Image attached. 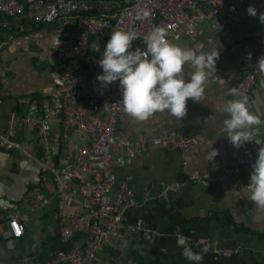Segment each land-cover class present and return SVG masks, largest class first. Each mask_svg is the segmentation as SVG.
Instances as JSON below:
<instances>
[{
  "label": "crops",
  "instance_id": "obj_1",
  "mask_svg": "<svg viewBox=\"0 0 264 264\" xmlns=\"http://www.w3.org/2000/svg\"><path fill=\"white\" fill-rule=\"evenodd\" d=\"M249 17L230 27L232 40L258 51L264 24ZM11 26L0 30V213L18 211L25 217L23 237H12L4 224L0 230V264H45L60 250L85 245L84 230L68 240L61 235L62 217L83 205L61 207L56 174L46 166L59 167L60 159L48 153L37 126L9 129L12 114L25 117L31 102L51 96L56 59L55 28L10 19ZM97 40V39H96ZM99 41V40H97ZM169 42L196 50L216 47L220 56L217 71L204 83L201 101L187 102L186 115L176 119L156 112L140 121L123 112L121 139H145L144 154L128 158L123 167H114V198L124 182L132 192V205L125 221L93 264H264V208L247 199L246 175L231 182H196L195 173L217 170L218 161L238 150H258L255 141L234 147L227 139L221 111L226 102L239 98L232 92L242 79L241 53L228 45L209 25L204 37L187 36ZM192 69L185 66V79ZM260 123L250 129V140L264 142V88L254 87L248 102ZM195 137L201 145L187 151L158 146L153 139L166 134ZM12 145V148L9 147ZM80 145L75 130L67 138L63 160ZM218 150L208 162L209 150ZM87 178L81 179L85 186ZM48 200L47 204H43ZM78 201L81 199L78 198ZM142 221L139 230H133ZM185 247L199 253L201 261H190ZM224 249L233 250L226 255Z\"/></svg>",
  "mask_w": 264,
  "mask_h": 264
},
{
  "label": "built area",
  "instance_id": "obj_2",
  "mask_svg": "<svg viewBox=\"0 0 264 264\" xmlns=\"http://www.w3.org/2000/svg\"><path fill=\"white\" fill-rule=\"evenodd\" d=\"M249 6L255 7L258 14L264 13V0H0V30L10 27L13 18L55 28L57 69L51 96L39 103L31 102L25 117L12 114L8 121L10 130L31 125L39 128L50 156L62 161L59 167L46 166L56 174L59 204L63 208L84 207L82 212L73 210L62 217L61 235L68 240L84 230L85 245L60 250L45 264H93L124 223L132 205L128 182L111 198L116 182L113 169L125 166L128 158L142 156L147 141L121 139L124 110L119 82L104 88L97 80L102 73L98 61L113 29L135 31L133 48H143L144 38L156 27L164 29L168 41H179L183 35L198 41L209 25L214 27L228 45L241 53L242 79L237 92L246 95L249 102L255 86L264 88V72L256 64L264 56V36L258 51H253L234 43L230 33L233 24L251 17ZM75 130L80 145L63 160L67 138ZM152 143L182 151L201 145L195 137L173 133L159 136ZM258 150L234 151L218 161L215 172L195 173L191 178L196 182H231L245 174L247 186ZM85 177L90 178L84 186L81 179ZM25 223L18 211L0 213V230L6 224L15 239L23 237ZM141 227L142 221H138L132 229ZM222 252L231 255L234 251Z\"/></svg>",
  "mask_w": 264,
  "mask_h": 264
},
{
  "label": "clouds",
  "instance_id": "obj_3",
  "mask_svg": "<svg viewBox=\"0 0 264 264\" xmlns=\"http://www.w3.org/2000/svg\"><path fill=\"white\" fill-rule=\"evenodd\" d=\"M247 13L253 17L258 15L252 6L247 8ZM258 18L264 24V13H259ZM136 39L137 34L133 30L113 29L98 61L102 73L97 80L104 88L118 81L122 95L120 104L125 114L137 120H146L156 112H167L177 120L184 117L188 100L201 101L205 81L217 71L219 50L213 46L210 50H196L173 44L160 27L154 28L144 38L143 48H133ZM256 64L264 72V56ZM185 66L192 69L187 79ZM232 92L239 98L227 101L222 108L225 115L222 126L228 141L236 148L252 141L262 145L245 188L249 190L247 199L258 208H264V142L250 140V129L260 121L250 111L248 97L235 89ZM217 155L218 150H209L208 162ZM182 255L190 261L202 259L199 253L188 247L184 248Z\"/></svg>",
  "mask_w": 264,
  "mask_h": 264
},
{
  "label": "bare ground",
  "instance_id": "obj_4",
  "mask_svg": "<svg viewBox=\"0 0 264 264\" xmlns=\"http://www.w3.org/2000/svg\"><path fill=\"white\" fill-rule=\"evenodd\" d=\"M253 17V16H252Z\"/></svg>",
  "mask_w": 264,
  "mask_h": 264
}]
</instances>
